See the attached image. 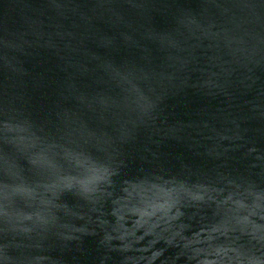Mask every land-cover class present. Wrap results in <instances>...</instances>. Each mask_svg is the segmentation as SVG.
Listing matches in <instances>:
<instances>
[{"label": "water", "instance_id": "obj_1", "mask_svg": "<svg viewBox=\"0 0 264 264\" xmlns=\"http://www.w3.org/2000/svg\"><path fill=\"white\" fill-rule=\"evenodd\" d=\"M0 264H264V0H0Z\"/></svg>", "mask_w": 264, "mask_h": 264}]
</instances>
